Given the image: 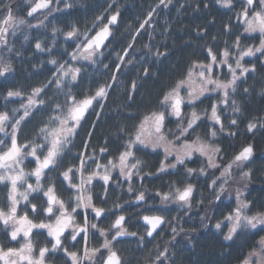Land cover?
Here are the masks:
<instances>
[{
	"label": "trees",
	"instance_id": "16d2710c",
	"mask_svg": "<svg viewBox=\"0 0 264 264\" xmlns=\"http://www.w3.org/2000/svg\"><path fill=\"white\" fill-rule=\"evenodd\" d=\"M9 3L12 4L14 14L25 19L27 24L21 25L14 35L8 36L7 48L0 47V60L10 63L12 69L0 75V112L7 111L11 116L13 110L20 109L16 115H22L21 104L27 103L26 96L33 88L47 85L46 94L41 97L45 106L26 123H22L21 131L17 134L19 143H36L40 140L41 137L37 134L44 123L58 113L63 115L54 111L56 104L65 108L69 106L65 104L69 92L80 100L93 95L100 86L111 85L107 89L106 98L93 102L88 109L90 111L81 119V125L71 138L68 149L59 157V176L68 168H78V157L81 156L86 161L85 175L96 168V164L88 160L89 156H94L95 161L101 165H107L109 160L116 162L115 158L125 150L123 145L128 139L126 133L133 131L144 115L162 111L159 102L163 99V94L186 76L194 62H209V48L218 61L223 58V51L228 49L229 57H234H230L227 64L235 68L239 51L248 47L255 49L264 39L262 34L249 35L244 31L241 19H237L242 7L240 0L232 1L233 6L230 8L220 4V0H165L163 4L160 0H69L66 4L70 7L65 11H62L61 5L58 12L42 10L34 14V17L26 15L30 4H26L25 0H0V13L3 5ZM117 12L118 22L113 27L110 40L91 62L68 60L69 54L84 40L83 35H79V38L67 37L66 33L72 30L73 25L80 33H87L90 37ZM98 16L103 17V20H97ZM146 20L149 22L141 28L140 25ZM53 29L57 31L54 32ZM237 38L239 50L234 47ZM37 42L41 43V49L35 47ZM129 44L132 45L131 48L128 47ZM52 60L57 63H51ZM60 64H72L81 71L75 81L66 78L58 88L55 83L49 82L56 79ZM227 64L214 69L215 78L223 81L231 79ZM241 64L249 68L254 66L255 71L241 76L236 82L235 92L229 93L228 105L218 107V114L224 125L223 131L218 126L211 128L206 124L205 111L210 114L211 104L219 103L222 97V93H213L197 106V115L201 120L188 136L189 142L200 136L213 146L221 148L218 169H210L202 158L194 156L177 168L160 172L158 169L161 162H164V152L138 145L133 148V152L142 161V166L139 174H135L130 182L118 172L110 175L107 185L97 178L91 182L93 202L105 209L102 218H94L97 226L109 229L117 215L126 218L124 227L129 234L113 244L122 264H160L155 258L165 248L168 250V258L164 260L161 257L164 264H242L248 252L264 236V231L246 229L232 240L224 239L227 233V221L224 217L233 209V203L223 204L222 200L224 201L225 193L236 189L238 184L235 180L241 179L242 172H251L250 181L243 180V184L241 183L246 198L252 201L249 213L264 212V53L255 52L253 56H245ZM239 72L240 69H237V75ZM113 76L115 80L112 79ZM133 83L136 86L134 90ZM9 90H18L24 96L8 97ZM232 100L240 108L238 113L233 111ZM189 110L187 108V114L191 113ZM232 120L236 121V125L230 124ZM179 121L166 116L165 132L170 139L172 136L169 135V130L179 135ZM185 121L184 119L182 123ZM249 123L256 124L251 131L248 130ZM6 127L11 130L10 125ZM213 128L216 129L217 136L211 139L208 132ZM0 140L5 145L10 144L3 132H0ZM249 144L253 147L251 160L233 170V179L224 185L226 191L219 193L221 181H217L215 186L212 181ZM100 149L106 151L101 153ZM34 164V159H29L26 165L31 169ZM189 168L197 171L188 175L186 169ZM201 168L204 169L203 174L199 172ZM72 175L77 184L78 174L73 171ZM59 176L52 177L50 184L54 185L61 198L73 196V190L69 186L67 191L64 190L66 181L64 178L59 180ZM187 184L193 185L195 189L190 208L181 206L180 202L174 200L162 201L160 194L183 188ZM43 185L46 190L47 185ZM130 186L132 192L128 191ZM141 191L145 193V199L135 203L136 196ZM217 195L220 196L219 200L216 199ZM39 196L40 194L35 195L36 199L33 201L36 206L42 202ZM8 203L4 199L0 201V206L7 207ZM146 214L161 215L166 221L164 227L152 238L147 237V228L140 221ZM78 217L83 220V213ZM42 218L40 214L35 217L37 221ZM218 221L222 222L224 229L215 228ZM173 228L177 231L175 236ZM89 230L88 247L97 248L101 242L95 243L97 234L91 227ZM47 239L43 238L38 244L45 245ZM7 240L6 237L5 243ZM82 246L79 244L74 247L80 251ZM104 258V254H101L94 264H101ZM56 264L68 263L61 260Z\"/></svg>",
	"mask_w": 264,
	"mask_h": 264
},
{
	"label": "snow or ice",
	"instance_id": "6c2138e0",
	"mask_svg": "<svg viewBox=\"0 0 264 264\" xmlns=\"http://www.w3.org/2000/svg\"><path fill=\"white\" fill-rule=\"evenodd\" d=\"M53 0H30V7L26 15L28 17H34V14L38 11L47 9L49 13L55 9L51 8ZM170 2V0H169ZM227 7H232L231 0H222ZM247 7H245L237 16V19H243L245 25L244 31L246 33L259 32L264 35V0H244ZM160 3H165V0H160ZM257 5L259 10H257ZM70 7V5H65ZM119 13L111 15L108 18V23L95 32V35L89 36L87 33H80L79 29L73 25L72 30L67 32V37L79 38V35L84 36V40L77 46V50L72 52L71 58L73 60L84 59L92 60L97 54L100 47L104 44V41L110 35L109 25L116 23ZM149 20L151 18V13ZM47 18V17H45ZM97 20H103V17H97ZM146 20L140 25L141 28L144 24L148 23ZM41 24L43 21L40 22ZM27 22L23 18H19L14 14L12 4H4L3 11L0 13V47H8V36L14 35L16 30L21 25H26ZM28 27H38L39 25H27ZM57 31V29H53ZM138 34V33H137ZM27 39V37H25ZM35 47L41 49V43L37 42ZM132 47L131 44L128 46ZM234 47L239 50V38H237ZM11 51V49H8ZM255 52L264 53V39L260 41V46L253 49L248 47L245 50L239 51V58L236 59V67L227 64L229 58V51L225 49L222 53V59L218 61L217 56L212 53L209 48L207 55L209 62L201 63L194 62L188 69L186 76L175 83V85L163 94V99L159 102L161 108L170 109L168 115L182 118V106L186 102V98L181 96V89H184L187 93V103H194L196 99L204 96L206 93H222L219 103H213L210 106V114L205 111L204 115L207 119L211 120L215 125L223 131L224 125L221 120V116L218 114L219 106H226L229 103V93L235 92L236 82L241 76L246 73L255 71V67H244L241 64V60L245 56H253ZM102 55V53H101ZM161 55V53H157ZM51 63L56 64V60H52ZM131 63V61H129ZM227 64L229 72L231 73V79L227 81L220 80L213 76V71L217 66H223ZM237 69H240L239 75H237ZM11 64L5 63L0 60V75L11 71ZM81 69L72 66H66L60 64L57 68V76L54 81L49 83H55L57 87H61L63 81L69 78L71 81H75L79 75ZM147 74V72L145 73ZM115 80V76L112 77ZM111 85L100 86L93 95L86 96L83 99L78 100L75 96H72L69 92L65 100V104L69 105L67 108L60 104H56L54 111L63 113L62 116L58 115L50 117L48 121L44 123V126L39 129L38 136L46 141L45 144H36L32 141L25 143H19L17 134L21 131L22 123H26L36 112L41 110V107L45 106V101L41 98L45 95V89L47 85L42 87L33 88L31 93L26 96L27 103L21 104L23 114L17 116L16 113L20 109L13 110V114L10 116L7 111L0 112V132L10 140L9 145H5L3 140H0V183L10 184V191L8 193V206L7 210L0 208V221L6 226H11L12 231L10 233V240H20L24 242L17 248H4L0 246V264H46V255L54 253L57 249H63L68 257L71 259V264H94V258L101 250L108 252L107 258L101 261V264H122L120 256L113 250V241H116L123 235H128L127 229L124 228L125 217L123 215L116 218L114 223L110 225V230L98 228L97 224H89L86 210L92 208L97 219L101 218L105 214V209L95 207L92 203V196L89 192L91 182L94 178L99 177L107 185L111 176L109 175L112 169H118L120 175H122L129 182L134 174H139V170L142 166V161L135 156L133 148L138 145L144 147H151L152 149L162 148L165 156V160L169 156H174L176 163L167 165L163 161L160 164L158 171L163 172L166 168H176L177 165H183L186 160H191L194 153H198L204 156L207 160V166L209 168L218 169L219 164L216 163L217 158L220 157L221 148L219 146H213L212 144L203 140L200 136H196L195 139L189 142L188 136L190 131L194 130L198 126V121L201 117L196 112H192L190 117L186 120L185 124L178 127L177 131L179 135L172 133L169 130V135L172 139H168L165 135V112H150L144 115L138 124L134 126V130L127 132V142L123 145L124 151L120 152L115 158L116 162L109 160L107 165H101L97 163L94 156H89L88 160H91L96 164L95 170L88 175H85V159L83 156L78 157L80 159V165L78 168H68L62 173V176L69 180V188L75 192L74 196H69L67 203L61 199L57 193L54 185L47 186L44 190L41 185V178L46 170H52L57 166V159L62 155L64 149L68 146L71 138L76 134V128L79 126L81 119L84 117L87 110L92 106L94 101L104 99L107 96V89ZM135 83L132 88L135 89ZM245 91H247L245 89ZM8 97H20L24 94L18 90H9L7 92ZM131 99V97H129ZM234 105L233 111L239 112L240 108L236 105V101L232 100ZM49 124H55L56 127H49ZM231 125H236V121H230ZM6 125L11 126V132H6ZM256 127V124L249 123L248 130L251 131ZM264 127V125H262ZM121 131H124L123 129ZM230 135H235L230 133ZM208 136L211 139L216 138L217 131L215 128L210 129ZM46 149V152H45ZM30 150V151H29ZM40 150L43 153V159L37 156V151ZM106 149H100L101 153H104ZM27 156H31L37 167L31 172H25L22 163ZM253 156L252 145H247L242 148L234 156L232 161L223 167L220 176L216 177L212 181V185L215 186L217 181H221L219 193L226 191L224 185L227 184L231 178L233 167L241 168L245 162L251 160ZM103 171V175L101 174ZM135 170V172H134ZM75 171L78 174V183L71 184L69 173ZM196 169H186L188 175L195 173ZM201 174L204 173V169H199ZM35 176L36 185L28 183V178ZM241 179L250 181L251 172L245 171L241 174ZM18 185L26 188L24 191H18ZM7 186V185H6ZM245 187L247 185L245 184ZM194 186L191 184L185 185L183 188H175L169 193L160 194L162 201L174 200L181 203V206L191 207V197L194 192ZM132 192L131 186L128 189ZM33 192H42L43 197L46 198V207L43 205L40 208L38 214L44 215L49 222L43 221L39 223L33 222L29 219L28 214L18 216V204L20 200L28 201L29 195ZM241 193L239 190L236 194V207L233 208L224 220L229 225L228 232L224 236L225 240H232L234 236H237L244 230L257 229L258 231H264V212H257L250 215L251 203L247 200L241 199ZM19 197V199H18ZM220 196L217 195L216 199L219 200ZM145 199V193L139 192L136 196L137 201H143ZM30 203V202H29ZM27 206V205H26ZM78 209H84L85 215L83 216V223L80 224L76 220V214ZM31 212L37 214V206L31 204ZM143 219L150 226L146 232L147 236H152L156 229L164 224L166 221L162 216H145ZM203 219V218H202ZM222 222H217L214 226L216 229L221 228ZM89 227L95 229L100 237L103 238V243L99 248L88 247V230ZM33 229H45L48 236L52 237L51 248L47 246L35 247L31 239ZM69 232L71 239L76 240L77 236H81L84 240V247L80 251L68 252L66 248H63L62 237L65 232ZM174 236L177 234L175 228L172 229ZM135 235V233H131ZM111 236V239L108 237ZM174 238V237H173ZM143 240V237H141ZM161 257L166 260L168 258V250L164 249L160 252L155 260L160 264H164ZM154 264V262H153ZM242 264H264V237L257 242L256 247H253L247 256L242 261Z\"/></svg>",
	"mask_w": 264,
	"mask_h": 264
},
{
	"label": "rangeland",
	"instance_id": "374dc122",
	"mask_svg": "<svg viewBox=\"0 0 264 264\" xmlns=\"http://www.w3.org/2000/svg\"><path fill=\"white\" fill-rule=\"evenodd\" d=\"M69 0H53V2H52V6H51V8H53V9H55L54 11H52V13H55V12H58V10H59V7L62 5V11H65V10H67V7L66 6H63V5H67L66 3L68 2ZM232 1H234V0H231V2ZM33 2H34V0H33ZM240 2H242L241 3V5H242V7H241V10H240V12L245 8V7H247V5H246V3L244 2V0H240ZM25 3L26 4H30V0H25ZM220 4H222V5H225L223 2H222V0H220ZM257 10H259V6L257 5ZM44 11H47V9H45ZM240 23H241V25L245 28V25L243 24V19L241 18V20H240ZM103 26V25H102ZM101 26V27H102ZM249 35H252V34H254V35H258V34H261V33H259V32H252V33H248ZM81 44V42L80 43H78V45H80ZM77 50V49H76ZM75 50V51H76ZM71 54V53H70ZM69 54V56H68V60H72V61H76V60H73L72 58H71V55ZM231 58H233L234 56H230ZM229 57V58H230ZM228 58V59H229ZM77 60H82V61H86V62H91L92 60H84V59H77ZM66 66H69V65H66ZM70 66H72V64L70 65ZM72 67H74V66H72ZM214 76V75H213ZM214 93V92H213ZM213 93H206L204 96H201V97H199L198 99H196L195 101H194V103H191V104H189V103H187V93H186V91L184 90V89H181V96H183V97H185L186 98V102H185V104L182 106V118H177V117H175V116H171V115H169V116H171V117H174V118H177L178 120H180L177 124V126L179 127L180 125H182V124H185L186 123V121L184 122V123H182L183 121H184V119L185 120H187L189 117H190V115H191V113L192 112H194L193 110H196V113L198 112L197 111V106L199 105V103L201 104L202 102H204L205 101V99H206V97H208V96H210L211 94H213ZM192 107V108H191ZM187 108H190V114L188 113L187 114ZM217 110H219V108L217 109ZM88 111H90V110H88ZM162 111L163 112H165V117L168 115V111H170V109H165V108H162ZM58 115H59V113H58ZM58 115H56V116H58ZM208 122V123H207ZM207 122H206V124H207V126H209V127H215V126H217V125H215L211 120H209V119H207ZM164 124H165V122H164ZM81 125V122H80V124H79V126ZM49 127H56V125L55 124H49ZM77 129V128H76ZM6 132H8V133H10L11 132V130H7V127H6ZM165 135L167 136V133L165 132ZM168 139H170L169 137H168ZM206 142H208V143H210L211 144V142H209V141H206ZM46 143V141L45 140H43L42 138H40V140L38 141V142H36V144H45ZM213 145V144H212ZM140 146H142V145H140ZM68 147H69V144H68V146L64 149V151H63V153L65 152V150L66 149H68ZM142 147H144V146H142ZM146 148H149V149H151V150H153V151H156V150H162L163 151V149L162 148H157V149H152L151 147H146ZM30 151V150H29ZM45 152H46V149H45ZM62 153V154H63ZM37 156H40L41 157V159H43V153L40 151V150H38L37 151ZM194 156H199L200 158H202L203 160H204V162L207 164V160H206V158L204 157V156H201V155H199L198 153H194L193 154V156H192V158L194 157ZM191 158V159H192ZM29 159H33V157H31V156H27L25 159H24V161H23V163H22V166H23V168H24V170H25V172H31V171H33L36 167H37V164L35 163L34 164V167L33 168H31V169H28L27 168V162H28V160ZM221 159L220 158H217V160H216V163L217 164H219L220 165V161ZM186 161H188V160H186ZM185 161V162H186ZM249 162V161H248ZM164 163L165 164H167V165H170V164H174V163H176V161H175V158H174V156H169L168 158H167V160H165V158H164ZM58 165H59V158L57 159V166L54 168V169H52V170H47V171H45L44 173H43V175H42V178H41V185L43 186V188L44 187H46V186H44L43 184H46L47 186L51 183V181H52V177H57V176H59L58 174H57V170L59 169L58 168ZM178 166H180V165H177V167ZM176 167V168H177ZM166 169H171V168H166ZM210 169H214V168H210ZM234 169H236V167H233V170ZM215 170V169H214ZM233 170H232V174H231V178L230 179H233ZM221 171H223V169H221ZM113 172H118L119 173V171H118V169H112L111 171H110V173H109V175H113ZM221 173V172H220ZM220 173H219V175H218V177L220 176ZM101 174L103 175V171L101 170ZM120 174V173H119ZM133 177H135V174L133 175ZM35 178V176H30L29 178H28V183H30V184H32L33 185V187H35V185H36V179H34ZM63 176H61V174H60V176H59V180L60 179H62L63 180ZM69 178H70V181H71V184H75L74 183V177H73V175H72V173H69ZM98 180H100V178L99 177H96ZM95 179V178H94ZM133 179V178H132ZM131 179V180H132ZM229 179V180H230ZM64 180L66 181L65 182V189L64 190H68V186H69V180H66L65 178H64ZM102 180V179H101ZM235 182H236V184H238V186L236 187V189H233L232 191H228L227 193H225L224 194V201L222 200V203L223 204H227V203H229V202H231V203H233V208H235L236 207V203H237V201H236V194H237V191L239 190L241 193H243V195L241 196V199H244V200H247L248 201V199L246 198V194H245V191H244V189L242 188V185H241V183L243 184V180L242 179H240L239 181H237V180H235ZM238 182V183H237ZM7 185V186H6ZM226 185V184H225ZM25 188H26V185H24L23 187L22 186H20V185H18V191H24L25 190ZM9 191H10V184H7V182H5V183H0V201L2 202L4 199L6 200V199H8V193H9ZM89 192H90V194H91V196H92V203H93V205L95 206V207H98V208H100L99 206H97L93 201H94V196H93V188L90 186V188H89ZM57 193V195L60 197V195H59V193L58 192H56ZM37 194H40V198H42V202H41V204L40 205H38L37 206V214H34V216L32 215V213L33 212H31L30 210H29V212H27V209H30V206H31V204H35L36 205V203L34 202L33 203V201L36 199L35 198V195H37ZM75 195V192L73 191V196ZM68 196V195H67ZM61 198V197H60ZM18 199H19V197H18ZM61 199H63V200H65V202L67 203V201H68V198L66 199V198H61ZM30 202V203H29ZM250 203H252V201H249ZM27 205V206H26ZM44 206V207H46L47 205H46V198H44L43 197V194H42V192H33V193H31L30 195H29V198H28V201H24V200H20V202H19V204H18V216L19 215H23L24 213H27L28 214V217H29V219H31V220H33V222H35V223H39V222H41V221H43V222H45V223H48L49 222V220L48 219H46V217L44 216V215H42V214H40L41 215V217H43L42 219H41V221H37L36 219H35V217L36 216H38L39 214V211H40V208H41V206ZM0 208H4L5 210H7V208L6 207H1L0 206ZM83 213V216L85 215V210L84 209H78L77 210V214H76V220H77V222L78 223H80V224H82L83 223V220H82V218H79L78 217V215L80 214V213ZM250 214V213H249ZM86 215H87V219H88V222H89V224H93V223H95V224H98V223H96L95 221H94V218L95 219H97L96 217H95V214H94V212L92 211V208L90 207V208H88L87 210H86ZM250 215H252V213L250 214ZM117 217H119L118 215H117ZM116 217V218H117ZM102 218V217H101ZM116 218L114 219V221L116 220ZM2 221H0V229H1V226H2ZM90 228V227H89ZM98 228H100V227H98ZM125 228V227H124ZM228 228H229V225L227 224V227L225 226V231L226 232H228ZM221 229H224V225H221ZM41 230H43L44 232H46L47 230H45V229H41ZM108 230H110V228L108 229ZM12 231V228H11V226H10V232ZM90 231V230H89ZM93 231H94V233H96L97 235L95 236V239H97V241L95 242V243H100L99 245L101 246V244L103 243V238L102 237H100L99 236V234L96 232V230L95 229H93ZM90 234V233H89ZM89 234H88V240H89ZM227 234V233H226ZM83 234H81L80 236H77V238H76V240L75 241H73L72 239H71V236L69 235V232H68V234L65 236V239H63L62 240V243H63V248H66L67 250H68V252H72V251H78V250H76V248L74 247L75 245H76V247H78V245L79 244H82L83 246H82V249H83V247H84V240L81 238V236H82ZM43 236H45V233H43ZM264 237V236H263ZM108 239H111V236H109L108 237ZM32 241H33V244H34V246L35 247H37V248H39L40 247V245L35 241V239H32ZM24 241L23 240H20L19 241V243L20 244H22ZM89 243V242H88ZM113 244H114V241H113ZM100 246H98L97 248H99ZM51 248V247H50ZM114 250V249H113ZM55 254H59V261H65L66 263H68V264H71V259H70V257H68L67 255H66V253L63 251V249H57L55 252H54V255ZM101 254H104V256H106L107 254H108V252L107 251H105V250H101V253H98L97 254V256L94 258V262H95V260L98 258V256H101ZM47 257V256H46ZM54 258V257H53ZM47 259V258H46ZM46 264H53L52 262H47L46 261Z\"/></svg>",
	"mask_w": 264,
	"mask_h": 264
},
{
	"label": "flooded vegetation",
	"instance_id": "af4514ba",
	"mask_svg": "<svg viewBox=\"0 0 264 264\" xmlns=\"http://www.w3.org/2000/svg\"><path fill=\"white\" fill-rule=\"evenodd\" d=\"M47 171V170H46ZM8 200V199H6ZM7 208V207H6ZM27 212H29V209H27ZM30 213V212H29ZM124 226V225H123ZM10 226H6L2 223V226H1V229H0V246H3L4 248H8V247H12V248H17L20 246V243H17V241H11L10 240ZM43 233H45V236H43ZM6 234V235H4ZM68 234V232H66L64 234V236L62 237V240L65 239V236ZM6 237L8 238L7 240V243H5V239ZM43 238H48V242L45 243V245H40V247H43V246H47V247H51V242H52V237L48 236L47 234V231L44 232L43 230L41 229H33V233H32V236H31V239H35V241L37 243H40V241L43 239ZM5 243V244H2ZM47 259L46 261L49 263V262H52L53 264H56V262H59V254H55L54 253H51V254H48L46 255ZM54 257V258H53ZM106 257V256H105Z\"/></svg>",
	"mask_w": 264,
	"mask_h": 264
},
{
	"label": "water",
	"instance_id": "95a60500",
	"mask_svg": "<svg viewBox=\"0 0 264 264\" xmlns=\"http://www.w3.org/2000/svg\"><path fill=\"white\" fill-rule=\"evenodd\" d=\"M51 6H52V4H51ZM42 11V10H41ZM38 12H40V11H38ZM37 12V13H38ZM36 14V13H35ZM117 22H118V18H117V21H116V23L115 24H113V25H109V32H110V35L108 36V38L104 41V44L100 47V49H99V51H101V50H103L105 47H106V45H107V43H108V41L110 40V38H111V36H112V30H113V27H115L116 25H117ZM108 23V21L104 24V25H106ZM103 25V26H104ZM102 26V27H103ZM102 27H100V28H102ZM100 28L97 30V31H99L100 30ZM96 31V32H97ZM93 35H95V32L91 35V36H93ZM90 36V37H91ZM89 37V38H90ZM87 112H88V110H87ZM87 112L85 113V115L87 114ZM84 115V116H85ZM139 202H142V201H135V203H139ZM145 216H161V215H158V214H146V215H144V216H142V218H141V223L147 228V231H148V229H149V225L147 224V222L143 219V217H145ZM125 217V216H124ZM163 217V216H162ZM126 219V218H125ZM165 219V218H164ZM124 223H125V221H124ZM164 225H165V223L164 224H162V225H160L157 229H156V231L155 232H153V235L152 236H147L148 238H152V237H154L163 227H164ZM67 232V231H66ZM65 232V233H66ZM64 233V234H65ZM125 236L126 235H123V236H121V237H119L117 240H120V239H123V238H125ZM115 251V250H114ZM117 252V251H116ZM117 254H118V252H117ZM108 255V254H107ZM107 255H106V257L104 258V259H106L107 258ZM119 255V254H118Z\"/></svg>",
	"mask_w": 264,
	"mask_h": 264
}]
</instances>
